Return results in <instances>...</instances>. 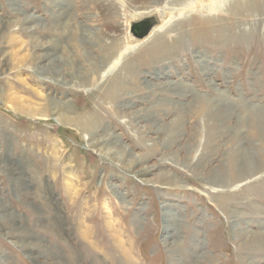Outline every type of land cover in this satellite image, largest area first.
I'll return each mask as SVG.
<instances>
[{"label":"rangeland","instance_id":"obj_1","mask_svg":"<svg viewBox=\"0 0 264 264\" xmlns=\"http://www.w3.org/2000/svg\"><path fill=\"white\" fill-rule=\"evenodd\" d=\"M236 1L0 0V264H264V0Z\"/></svg>","mask_w":264,"mask_h":264},{"label":"bare ground","instance_id":"obj_2","mask_svg":"<svg viewBox=\"0 0 264 264\" xmlns=\"http://www.w3.org/2000/svg\"><path fill=\"white\" fill-rule=\"evenodd\" d=\"M237 1H239L240 3H241V2H244V1H242V0H241V1H240V0H237ZM237 1H236V3H237ZM226 2H227V0H226ZM236 3H235V4H236ZM240 3H239V4H240ZM236 5H237V4H236ZM237 6H238V5H237ZM242 6H243V5H242ZM215 7H216V6H215ZM238 8H239V7H238ZM190 11H191V13H193V12H195L196 10L191 9ZM238 12L241 14V10L238 9ZM153 13H154V12H152V13H150V14H153ZM180 13H183V12H180ZM184 13H185V12H184ZM61 14H62V13H61ZM61 14H60V16H61ZM63 14H64V13H63ZM64 15H65V14H64ZM143 16H145V15H139V14H137V15H135L133 18H131V17H130V18L133 19V20H134V19H138V18L141 19ZM64 17H65V16H64ZM67 17H68V16H67ZM146 17H147V16H146ZM237 17H239V15H238ZM62 18H63V16H62ZM144 18H145V17H144ZM196 18H197V17H196ZM162 19L165 21V18H161V20H162ZM163 20L161 21V23H160L157 27L154 28L155 30L153 29L154 31H153V30L151 31V33H150L147 37H149V36L153 33V35H154L153 38H157L163 30L166 31V30L170 27V24H168V26H167V24H164L163 26H161V25L163 24ZM69 24H70V22H69V21H66V23L64 24V26L66 27V25H67V27H68ZM76 24H77V23H76ZM17 25H18V24H17ZM159 26H160V27H159ZM70 29H71V28H70ZM70 29H69V30H70ZM160 29H161V30H160ZM72 30H73V29H72ZM157 30H158V31H157ZM156 31H157V32H156ZM130 37H132V36H130ZM147 37L143 38L142 40H145ZM153 38H152V39H153ZM142 40H137V39H136L135 41H142ZM135 41H134V42H135ZM134 42H133V44H130L128 47L126 46L127 48L125 47L127 52H128V50H131V51H132V50L136 47L137 44H135L136 42H135V43H134ZM40 43H41V42H40ZM154 44H155V43L152 42V44H149L148 46H149V47H152ZM102 46H103V45H102ZM104 47H105V46H104ZM108 48H109V47H108ZM103 49H104V48H103ZM110 49H112V47H110ZM110 49H109V50H110ZM109 50H108V51H109ZM113 50H114V49H113ZM123 50H125V49H123ZM119 51H120V50H119ZM119 51H118V52H119ZM126 51H125V52H126ZM105 52H106V50H105ZM114 52H115V51H114ZM125 52H124V54L126 55L127 53H125ZM108 53H109V52H108ZM116 53H117V50H116ZM104 54H105V53H104ZM118 54H119V53H118ZM122 54H123V53H122ZM124 54H123L122 56H124ZM120 56H121V55H120ZM116 57H117V56H116ZM161 57H162V56H161ZM109 59H111V56H110ZM110 61H112V62H110V66H109L108 68L111 69V72H110V73H112V70H113V69L115 68V66H116V62H114L113 59H111ZM77 66H78V65H77ZM82 69H84V68H82ZM83 72H84V70H83ZM96 72H99V71H96ZM40 73H41V72H40ZM85 74H86V73H85ZM105 74H107V72H104V73L102 74V76H104ZM101 78H102V77H101ZM20 105H21V104H20ZM172 183H173V182H172Z\"/></svg>","mask_w":264,"mask_h":264},{"label":"water","instance_id":"obj_3","mask_svg":"<svg viewBox=\"0 0 264 264\" xmlns=\"http://www.w3.org/2000/svg\"><path fill=\"white\" fill-rule=\"evenodd\" d=\"M161 23V17L158 15H149L139 21L131 24V33L135 39L142 40L147 37L151 31Z\"/></svg>","mask_w":264,"mask_h":264}]
</instances>
